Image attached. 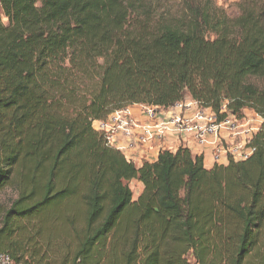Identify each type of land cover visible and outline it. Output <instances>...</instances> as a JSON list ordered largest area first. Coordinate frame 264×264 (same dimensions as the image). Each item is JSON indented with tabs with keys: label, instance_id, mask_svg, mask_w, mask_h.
<instances>
[{
	"label": "trees",
	"instance_id": "1",
	"mask_svg": "<svg viewBox=\"0 0 264 264\" xmlns=\"http://www.w3.org/2000/svg\"><path fill=\"white\" fill-rule=\"evenodd\" d=\"M259 83L264 0H238L233 16L214 0H0V192L15 190L0 204V253L14 264H264ZM185 100L253 110L252 155L208 169L178 146L136 165L92 128L127 105Z\"/></svg>",
	"mask_w": 264,
	"mask_h": 264
},
{
	"label": "built area",
	"instance_id": "2",
	"mask_svg": "<svg viewBox=\"0 0 264 264\" xmlns=\"http://www.w3.org/2000/svg\"><path fill=\"white\" fill-rule=\"evenodd\" d=\"M114 110L104 119L92 121V128L104 139L107 146L121 152L128 161L136 165L150 162L149 150L160 152L168 149L164 140L172 132L187 147L190 142L200 147L209 146L215 164H222V158L241 161L255 151L252 138L259 127L258 115L237 116L222 104L219 114L208 107H202L193 100L176 102L166 109L139 104L147 120L139 122L130 107ZM203 155V151L201 153ZM0 264H14L8 254L0 253Z\"/></svg>",
	"mask_w": 264,
	"mask_h": 264
},
{
	"label": "crops",
	"instance_id": "3",
	"mask_svg": "<svg viewBox=\"0 0 264 264\" xmlns=\"http://www.w3.org/2000/svg\"><path fill=\"white\" fill-rule=\"evenodd\" d=\"M130 107L132 109V112H133L135 118L139 122H145L147 120V118H145L143 116V114L141 113L139 104H131ZM243 113L245 115H249V116H256V114L253 112V110L248 109V108H245ZM259 123H260V120H259ZM164 144H165V147L174 151L178 148V146L181 143H180V140L178 139V136H176L172 132H169V133H167V135L165 137ZM187 147L189 148L191 154L194 156H199L203 151V156H202L203 164L206 168L209 169L215 165V163L213 162L211 153H210V149H209L210 147L209 146H205L202 148V147L198 146L196 143L190 142L189 146H187ZM148 154L151 158L150 162H154L157 160L159 152H155V150L152 149V150L148 151ZM221 163L224 165L227 164V162L225 161L224 158H222Z\"/></svg>",
	"mask_w": 264,
	"mask_h": 264
},
{
	"label": "rangeland",
	"instance_id": "4",
	"mask_svg": "<svg viewBox=\"0 0 264 264\" xmlns=\"http://www.w3.org/2000/svg\"><path fill=\"white\" fill-rule=\"evenodd\" d=\"M217 6L223 8V10L228 15H236L237 14V2L238 0H214ZM5 22V19H3ZM259 85L264 86L262 83H259ZM254 117V116H251ZM255 118V117H254ZM189 146V144H188ZM128 187L130 188L132 192V198L135 199L142 191V184L136 180L132 179L128 182H126ZM15 198V190L12 187H7L3 191L0 192V204L3 206H7L9 201ZM259 253H263V248L257 249ZM255 252L252 253V258L254 260H257V256H254ZM252 258L250 260H252ZM251 262V261H250Z\"/></svg>",
	"mask_w": 264,
	"mask_h": 264
}]
</instances>
